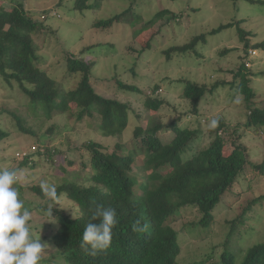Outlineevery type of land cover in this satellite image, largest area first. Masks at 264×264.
I'll return each instance as SVG.
<instances>
[{"label": "trees", "instance_id": "1", "mask_svg": "<svg viewBox=\"0 0 264 264\" xmlns=\"http://www.w3.org/2000/svg\"><path fill=\"white\" fill-rule=\"evenodd\" d=\"M105 1L107 0H73V10L81 14L87 10H98ZM122 1L128 2V8L105 20L95 19L90 28L105 30L115 25L123 28L128 26L138 36L142 31L153 27L147 32L146 43L137 52L135 62L136 59L140 60L146 47L160 35L164 26L182 19L181 13L172 14L168 9H161L146 22L142 20L141 26L136 30L133 13L139 0ZM244 1L253 3L252 0ZM13 2L10 10L0 9V76L4 82L10 86L14 83L29 100L32 113L46 121L71 111L77 122L90 118L105 135L125 130L129 124V107L96 92L91 84L92 71L96 65L94 62L88 63L84 59L65 55L64 80L73 78L74 81L77 78L78 81L71 88L47 74L44 69V56L37 53L32 36L47 29L43 21L49 16H55L47 11L41 15L45 18L40 21L32 17V12H28L24 2ZM259 3L263 4L257 2ZM232 26L220 25L208 35H215ZM48 28L46 33L51 30ZM236 31L245 54L248 48L264 49V43L249 45L246 36H251V33L245 34L239 27ZM204 38L205 35L195 36L189 44L169 48L164 54L169 60L171 52L174 51L195 52L197 43L203 42ZM97 46L100 45L85 47L83 52L91 53ZM251 58L253 57L247 53L241 59L237 71L233 72V81L226 86L230 87L234 96L242 97L243 104H248L244 128L252 129L255 135H260L264 132V108L251 111L252 102L256 98L251 88ZM116 81L119 87L140 93L137 87L124 85L118 79ZM179 81L178 84L183 85L179 97L188 102L191 117H197V120L199 118L201 123L200 107L206 92L205 87L187 80ZM158 88L159 85H156L154 90ZM213 89L211 87L210 91ZM141 94L145 95L146 110L151 112L158 111L165 103L162 99ZM13 116L20 131L34 137L37 143L40 134L27 128L24 118ZM217 118L220 121L219 126L210 131L213 140L204 148L195 149L198 147L201 131L175 125L180 119L162 124L158 117L154 121L147 119L149 124L146 123L145 127L138 123L135 125L131 141L124 145L131 152L123 153L122 146L118 143L114 145V150L109 151L96 141H86L81 145L82 148H71V153L67 154L75 151L79 158L68 161V164L78 175L68 176L56 187L58 196H64L74 205L76 211L72 213L60 205V209H53V216L57 218L51 236L54 257H59L67 264H264V241L244 251L239 247L236 238L245 232L241 229L244 227L245 213L252 205L261 204L264 195L248 201L247 207L242 208L239 216L230 222L229 232L221 243L209 245L198 260H179L184 232H209L214 223L215 208L225 204V197L236 201L245 191H250L251 186L248 183L245 191L234 193L235 189L241 190V183L247 180L248 172L264 175V152L260 162H250L247 149L240 143L244 132L238 127L229 129L220 116ZM170 129L171 138L167 143H162L158 133ZM54 131L55 127H50L48 136ZM5 135L0 131V139ZM228 144L233 149L226 154L224 148ZM186 152L190 153L189 156L182 158V154ZM59 153L57 149H45L40 155L53 164ZM31 156L29 151L19 166L28 167ZM135 165L144 171V177L140 178L134 173ZM21 189L22 187L19 190ZM30 190L42 200L47 199L41 185L32 186ZM21 196L23 197V191ZM97 204L113 208L118 223L113 229L111 246L105 251L92 254L90 250L81 247V239L85 225L93 222L92 211ZM39 208L44 210L46 206ZM227 208H231V205H227ZM137 220L147 224L146 231L133 230L132 225ZM47 225L50 227L49 223ZM190 243L194 244L192 241Z\"/></svg>", "mask_w": 264, "mask_h": 264}, {"label": "rangeland", "instance_id": "2", "mask_svg": "<svg viewBox=\"0 0 264 264\" xmlns=\"http://www.w3.org/2000/svg\"><path fill=\"white\" fill-rule=\"evenodd\" d=\"M15 1L24 2L34 19L42 21L40 16L47 11L55 16H49L43 21L47 29L50 27V32L46 33L47 29H45L40 34L32 36L38 49L37 53L39 56H44V69L50 77L57 79L67 88L74 87L78 82L77 78L74 81L73 78L64 80L65 55L84 59L88 63L94 62L96 65L92 71L91 84L94 85L96 92L106 98L127 104L130 112L126 129L121 133L113 132L110 135L101 133L97 129L98 125L90 118L77 122L71 111L46 121L32 113L29 100L22 95L14 83L10 86L0 76V131L6 134L0 139V168L24 170L25 179L20 183L19 189L22 187L20 193L23 191L21 199L24 200L25 205L33 209L31 223L36 232H39L40 226L47 219L44 210L39 206L47 207L50 201L48 198L42 200L30 190V187L45 184L59 186L68 176L78 175L68 161L76 160L79 156L75 151L70 155L67 152L71 153V148H82L81 145L86 141H96L109 151L114 150V145L118 143L122 146L123 153L131 152V149L128 146L124 148V145L131 141L135 125L138 123L145 127L148 123L147 119L154 121L158 117V121L162 124L180 119L175 125L187 126L192 130L198 129L202 135L195 149H199L207 147L213 140L210 132L213 129L208 128L209 120L220 116L229 129L238 127L244 132L240 143L247 149L250 162L256 163L262 160L264 132L255 135L252 129L244 128L248 104H243V100L236 103L237 97L240 96H234L226 84L233 81V72L237 71L241 59L247 53L255 51L251 58L252 65L250 64L251 88L256 95L251 111L264 108V49L248 48L245 54L236 31L239 27L245 34L251 33V36H246L251 46L264 43V0H252L253 3L244 0H176L175 2L139 0L133 13V20L137 24L136 30L141 26L142 20L146 22L161 9H168L172 14L181 13L182 19L180 22L176 20L164 26L160 35L146 47L140 60L136 59V62L137 52L145 45L147 32L153 27L142 31L138 36L128 26L123 28L115 25L105 30L90 28L95 19L105 20L128 8V2L107 0L98 10H87L81 14L73 10V0ZM13 3V0H0V9L10 10ZM239 21L241 22L238 23ZM227 24L233 26L215 35H208L218 26ZM199 35H205V38L203 42L197 43L195 52L174 51L171 52L169 60L166 58L164 51L172 47H183L189 44L193 37ZM98 44L100 46H97L93 52H83L85 47ZM115 78L124 85L137 87L140 93L119 87ZM179 80H187L205 87L206 92L200 107L201 123L199 118L197 120V117H191L188 102L179 97L183 87L182 84H178ZM156 85H159V88L154 90ZM211 87L214 89L210 91ZM141 93L162 99L165 103L158 111L146 110L145 95ZM13 115L24 118L25 126L40 134L37 143L34 137L20 131ZM52 126L56 131L48 136V129ZM42 135H47L48 139ZM171 135V129L162 130L158 133V138L162 143H167ZM229 144L224 148L226 154L233 149ZM45 149L51 151L57 149L60 152L53 164H50L45 157H41L40 153ZM28 150L32 154L28 161L31 164L28 167H20L19 164L23 161L21 154ZM189 154L186 152L181 157L187 158ZM31 165L33 166L30 167ZM139 167L135 165L134 173L141 178L144 177L142 173L144 171ZM246 179L241 183V190L235 189L234 193L245 191L248 183L251 186L250 191H245L236 201L225 197V204L215 208L214 223L209 232H184L185 237L180 246L182 247L180 261L198 260L209 245L221 243L229 232L230 222L239 216L242 208L247 207L248 201L264 195V175L259 172H248ZM59 205L72 213L76 211L74 205L64 196L59 197ZM227 205H231V208H227ZM244 217V227L241 229L245 232L240 233L236 238L239 247L245 251L264 241V201L252 205ZM47 224L44 223L41 228L40 240L42 243H47L49 249L42 257L41 264H67L59 257H54L51 244L54 224L49 223L50 227ZM176 226L178 227L179 223Z\"/></svg>", "mask_w": 264, "mask_h": 264}, {"label": "clouds", "instance_id": "3", "mask_svg": "<svg viewBox=\"0 0 264 264\" xmlns=\"http://www.w3.org/2000/svg\"><path fill=\"white\" fill-rule=\"evenodd\" d=\"M42 17L45 18L41 16V20ZM241 100L242 97H237L235 102L240 103ZM219 123V118H212L208 122V128L216 129ZM24 179L23 169L0 168V264H41L42 257L49 249V245L40 240L41 228L44 223H57V218L53 216V209H60L57 187L45 184L42 188L50 201L44 209L47 219L40 226L39 232L34 230L31 223L33 213L21 199L19 190V185ZM92 221L84 227L81 247L95 254L111 246L113 229L118 221L115 210L102 204L94 207ZM147 227V224H142L140 220L132 225L133 230L138 232L146 231Z\"/></svg>", "mask_w": 264, "mask_h": 264}, {"label": "built area", "instance_id": "4", "mask_svg": "<svg viewBox=\"0 0 264 264\" xmlns=\"http://www.w3.org/2000/svg\"><path fill=\"white\" fill-rule=\"evenodd\" d=\"M42 19H43V17H42ZM254 54H255V51H251V52H249V55H250V56H254ZM246 66L249 67V64L246 63ZM21 155H22L23 157L27 156V155H28V151L22 153Z\"/></svg>", "mask_w": 264, "mask_h": 264}]
</instances>
